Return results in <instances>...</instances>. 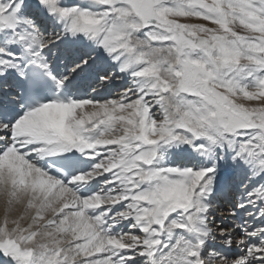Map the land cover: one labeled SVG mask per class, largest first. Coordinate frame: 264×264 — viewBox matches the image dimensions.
<instances>
[{
    "label": "snow or ice",
    "instance_id": "6c2138e0",
    "mask_svg": "<svg viewBox=\"0 0 264 264\" xmlns=\"http://www.w3.org/2000/svg\"><path fill=\"white\" fill-rule=\"evenodd\" d=\"M0 264H264V0H0Z\"/></svg>",
    "mask_w": 264,
    "mask_h": 264
},
{
    "label": "bare ground",
    "instance_id": "6f19581e",
    "mask_svg": "<svg viewBox=\"0 0 264 264\" xmlns=\"http://www.w3.org/2000/svg\"><path fill=\"white\" fill-rule=\"evenodd\" d=\"M27 3L29 5H32V4H34V0H27ZM27 11L31 12L32 11L31 7L29 9H27ZM125 87H127L126 81L121 82L118 80H113V82L108 87H106L102 91L98 92V98L97 99H100V96L102 94H105L106 92H110L111 96H114L115 94L119 93L122 88H125ZM102 99H104V98H102ZM219 210H221V209H219ZM225 215H226V213H225ZM221 221L222 220H220V222L216 221V223H221ZM222 222L224 223V221H222ZM212 227L215 228L216 224H213Z\"/></svg>",
    "mask_w": 264,
    "mask_h": 264
}]
</instances>
